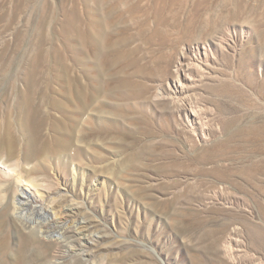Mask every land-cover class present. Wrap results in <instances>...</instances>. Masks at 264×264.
Masks as SVG:
<instances>
[{"label": "rangeland", "instance_id": "374dc122", "mask_svg": "<svg viewBox=\"0 0 264 264\" xmlns=\"http://www.w3.org/2000/svg\"><path fill=\"white\" fill-rule=\"evenodd\" d=\"M148 2L139 5H156ZM65 5L0 0V78L5 70L23 73L34 58L42 61L40 52L50 47L45 38L57 36ZM158 5L168 9L162 23L146 38L130 39L132 55L99 83L111 96L97 95L71 150L28 161L37 170L28 173L37 185L34 205L54 216L50 228L0 203V239L6 234L15 250L28 235V264H264V235L258 236L264 234V171L250 180L236 173L264 159V151L228 140L241 126L264 131V0ZM2 59L9 61L5 69ZM176 71L185 87L178 96ZM5 90L0 84V102ZM187 108L199 113L196 132ZM227 121L236 123L225 130ZM238 143L242 149L233 151ZM216 153L227 157L212 160ZM214 165L228 170V181ZM5 188L12 191L15 182L0 177V191Z\"/></svg>", "mask_w": 264, "mask_h": 264}, {"label": "bare ground", "instance_id": "6f19581e", "mask_svg": "<svg viewBox=\"0 0 264 264\" xmlns=\"http://www.w3.org/2000/svg\"><path fill=\"white\" fill-rule=\"evenodd\" d=\"M64 1L66 2L64 17L60 21L57 36L44 37L50 47L40 52L42 61L34 58L30 68L28 69L27 65L25 71L20 73L22 75L5 70L0 78V84L6 85L4 98L0 102V168H2L0 177L5 182L8 180L15 182V188L10 189L12 191H7V188L1 189L0 203L4 202V211L11 209L20 219L40 223V226L38 224L36 226L41 229L50 228L54 216H50L48 209L34 205L36 197L32 193V187L35 189L37 185L34 179L28 178V173H35L37 170L36 166L28 169V161L40 160L45 155H57L60 151L71 150L69 148H71L72 137L79 129L83 115L95 108L97 95L111 96L112 90L106 89L104 84L100 86L99 83L104 80L109 71L119 65V62L125 63L132 55V50L128 47L130 39L137 37L135 39L142 40V36L146 38L147 34L156 31V27L158 28L162 23L160 17L168 11V9H161V5H158L160 0ZM142 1H149V4L150 1H154L156 5L152 9H145L139 5ZM175 1L161 0V3L166 4L164 8H167L174 5ZM172 10L173 15L177 13V9ZM150 21L153 22V28L150 26L152 25ZM123 22L129 25L119 27ZM129 29H135L136 32L124 36ZM170 43H172L171 40ZM6 60H3V69L9 64ZM70 61L72 64L69 63ZM87 63H92L94 66H89ZM178 74L179 72L176 71V79L172 83L173 93L177 96L185 92L184 83ZM129 76L125 77L129 78ZM20 79L23 83L21 87L16 86ZM190 108L186 109L185 116L188 118V125L196 132L199 113ZM66 111L69 115L64 113ZM233 123L236 122H225V130L231 128ZM241 127L233 129L228 134V140L250 141L255 150L264 151V131L244 130ZM240 145L239 143L233 145V151L241 150ZM224 157H227L226 153H216L212 155V160ZM247 168L236 173L250 180L255 172L264 171V159L252 162ZM212 171L220 180L228 181V170L220 165H214ZM0 223L2 224V221ZM78 234L82 235L80 229ZM258 234L260 238H263V233L258 232ZM31 236L35 235L32 233ZM20 239L19 247L14 250L10 246L7 235L3 234L0 239V264L10 263L6 261L8 255L14 257L12 264H28V235Z\"/></svg>", "mask_w": 264, "mask_h": 264}]
</instances>
